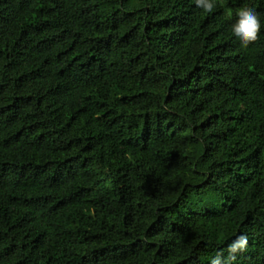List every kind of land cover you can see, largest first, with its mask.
<instances>
[{
  "label": "trees",
  "instance_id": "1",
  "mask_svg": "<svg viewBox=\"0 0 264 264\" xmlns=\"http://www.w3.org/2000/svg\"><path fill=\"white\" fill-rule=\"evenodd\" d=\"M213 2L0 0V264H264V0Z\"/></svg>",
  "mask_w": 264,
  "mask_h": 264
},
{
  "label": "clouds",
  "instance_id": "2",
  "mask_svg": "<svg viewBox=\"0 0 264 264\" xmlns=\"http://www.w3.org/2000/svg\"><path fill=\"white\" fill-rule=\"evenodd\" d=\"M196 6L206 13H211L215 7L213 0H195ZM236 21L231 25L232 34L238 38L242 47H248L259 39L261 32V21L254 9L245 7L237 10ZM248 244L247 237L240 235L229 245L228 251L234 254L243 251ZM234 259V256L231 257ZM212 264H221L219 257L213 260Z\"/></svg>",
  "mask_w": 264,
  "mask_h": 264
}]
</instances>
